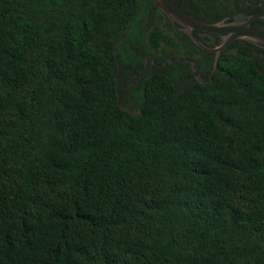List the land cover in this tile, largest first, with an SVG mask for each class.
<instances>
[{"label": "trees", "instance_id": "16d2710c", "mask_svg": "<svg viewBox=\"0 0 264 264\" xmlns=\"http://www.w3.org/2000/svg\"><path fill=\"white\" fill-rule=\"evenodd\" d=\"M238 41L203 83L152 66L130 111L119 61L205 78L214 53L152 0H0V264H264V70Z\"/></svg>", "mask_w": 264, "mask_h": 264}, {"label": "water", "instance_id": "95a60500", "mask_svg": "<svg viewBox=\"0 0 264 264\" xmlns=\"http://www.w3.org/2000/svg\"><path fill=\"white\" fill-rule=\"evenodd\" d=\"M152 2L166 15L173 27L187 34L199 48L214 53L213 67L205 78L197 72V62L190 58L174 57L160 65L166 66L174 61L187 62L190 65L193 77L200 83L212 78L218 69L219 58L233 41L244 40L264 49V31L251 24V21L255 18L264 19V0H259L260 11L238 12L229 16L228 21L220 20L217 22L202 20L187 12L172 0H152ZM194 30L218 33L221 34V38L215 46H208L195 35Z\"/></svg>", "mask_w": 264, "mask_h": 264}, {"label": "flooded vegetation", "instance_id": "af4514ba", "mask_svg": "<svg viewBox=\"0 0 264 264\" xmlns=\"http://www.w3.org/2000/svg\"><path fill=\"white\" fill-rule=\"evenodd\" d=\"M176 4H179L181 8L186 10L187 12L196 15L202 16L204 18H219L220 20H229V16L238 13V12H254L260 11L261 6L259 5V0H174ZM232 3L233 8L230 7ZM234 10V13L224 14ZM255 22V25L252 24ZM147 25L151 24L150 22L146 23ZM253 26H256L264 31V19L263 18H255L251 21ZM179 27V25L177 24ZM175 28V27H174ZM177 29V28H175ZM178 30V29H177ZM195 34L198 38L201 39L203 43L208 46H215L220 38L221 34L218 33H210L202 30H194ZM240 44V48L246 51H252L257 57V65L261 70H264V52L256 51L255 48L247 47L246 44L242 42V40L238 41ZM235 49V47H234ZM150 65L148 63L147 57H145V61L142 67L132 68L130 66H126V72L124 74V82L126 84H138L141 83V78L143 75L149 73L151 71L152 66L156 67H164L160 66L162 63L157 62L155 60H151ZM198 70V63H197Z\"/></svg>", "mask_w": 264, "mask_h": 264}, {"label": "rangeland", "instance_id": "374dc122", "mask_svg": "<svg viewBox=\"0 0 264 264\" xmlns=\"http://www.w3.org/2000/svg\"><path fill=\"white\" fill-rule=\"evenodd\" d=\"M126 69L127 67L124 61H119L117 75L118 98L119 103L123 108L134 111L137 108V101L134 97V93L139 90L140 85L132 83L126 84L124 82V74L126 72Z\"/></svg>", "mask_w": 264, "mask_h": 264}]
</instances>
